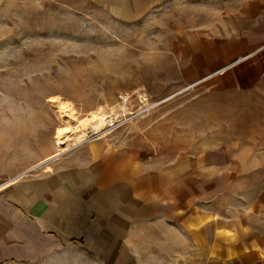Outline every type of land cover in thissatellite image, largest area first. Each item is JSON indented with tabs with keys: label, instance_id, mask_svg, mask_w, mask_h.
Here are the masks:
<instances>
[{
	"label": "rangeland",
	"instance_id": "rangeland-1",
	"mask_svg": "<svg viewBox=\"0 0 264 264\" xmlns=\"http://www.w3.org/2000/svg\"><path fill=\"white\" fill-rule=\"evenodd\" d=\"M258 6L256 0H0V184L49 170L90 143L113 150L142 139V166L189 163L203 187L202 208L238 217L243 250L256 253L248 262L264 264ZM55 99L67 103L66 113ZM58 128L67 131L62 145Z\"/></svg>",
	"mask_w": 264,
	"mask_h": 264
},
{
	"label": "crops",
	"instance_id": "crops-1",
	"mask_svg": "<svg viewBox=\"0 0 264 264\" xmlns=\"http://www.w3.org/2000/svg\"><path fill=\"white\" fill-rule=\"evenodd\" d=\"M124 144L90 143L1 183L0 264H250L239 218L203 209L189 163L142 166L147 143Z\"/></svg>",
	"mask_w": 264,
	"mask_h": 264
},
{
	"label": "bare ground",
	"instance_id": "bare-ground-1",
	"mask_svg": "<svg viewBox=\"0 0 264 264\" xmlns=\"http://www.w3.org/2000/svg\"><path fill=\"white\" fill-rule=\"evenodd\" d=\"M54 100V98H52V101ZM56 100V99H55ZM57 101V100H56ZM59 108V110L61 111V113H66V108H68L67 103H64L63 101H61L60 99H58L57 102H55ZM68 110V109H67ZM104 116V115H103ZM100 118V117H99ZM104 119L100 118V124H104ZM100 125V126H101ZM67 131H65L63 128H58L57 132H56V140L58 145H62L65 143L66 140V136H67ZM86 133V132H85ZM87 136L86 135H82L81 139H85ZM68 138V137H67ZM50 159L43 161L40 165L45 164L46 162H48Z\"/></svg>",
	"mask_w": 264,
	"mask_h": 264
}]
</instances>
